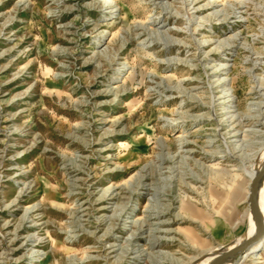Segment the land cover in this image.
Instances as JSON below:
<instances>
[{"label": "rangeland", "instance_id": "1", "mask_svg": "<svg viewBox=\"0 0 264 264\" xmlns=\"http://www.w3.org/2000/svg\"><path fill=\"white\" fill-rule=\"evenodd\" d=\"M105 1L0 0V264H207L250 237L264 0Z\"/></svg>", "mask_w": 264, "mask_h": 264}, {"label": "water", "instance_id": "2", "mask_svg": "<svg viewBox=\"0 0 264 264\" xmlns=\"http://www.w3.org/2000/svg\"><path fill=\"white\" fill-rule=\"evenodd\" d=\"M264 177L263 169L254 177L250 185L249 204L254 215L253 232L245 241L229 246L223 250L210 254L205 260L207 264H221L231 257H235L234 263H237L242 257L259 242V226L261 223V211L256 197V188L258 182Z\"/></svg>", "mask_w": 264, "mask_h": 264}, {"label": "bare ground", "instance_id": "3", "mask_svg": "<svg viewBox=\"0 0 264 264\" xmlns=\"http://www.w3.org/2000/svg\"><path fill=\"white\" fill-rule=\"evenodd\" d=\"M114 1L113 0H106L105 3L106 4H110V3H113ZM264 167V163L260 164L257 169H256V172L257 174L263 169ZM256 176V175H255ZM253 174H250L248 175V179L250 182H252V180L254 179L255 177ZM263 180H264V177L258 182L257 184V188H256V197H257V201H258V204H259V209L261 211V223H260V226H259V235H260V239H259V242H257V244L255 246H253L243 257H248V256H254V259H263V256H262V252L264 251V190L262 189L264 187L263 185ZM251 185V183H250ZM250 185H249V195H250ZM248 205L250 206L249 204V199H248ZM250 213H251V216H250V220H251V228H250V234L249 236L252 234L253 232V228H254V215H253V212L251 210V207H250ZM248 237L244 238L242 241L240 242H243L247 239ZM242 259H240L237 263H234V260H235V257H231L230 259H228L227 261H224L223 263L221 264H239Z\"/></svg>", "mask_w": 264, "mask_h": 264}]
</instances>
